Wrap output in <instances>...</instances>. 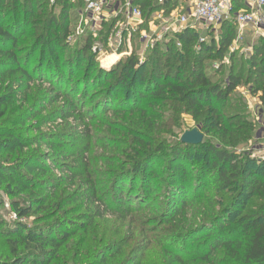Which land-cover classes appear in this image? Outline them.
I'll list each match as a JSON object with an SVG mask.
<instances>
[{
    "label": "trees",
    "instance_id": "obj_1",
    "mask_svg": "<svg viewBox=\"0 0 264 264\" xmlns=\"http://www.w3.org/2000/svg\"><path fill=\"white\" fill-rule=\"evenodd\" d=\"M152 2L138 0L145 16L160 7ZM175 5L168 1L164 7L170 11ZM84 6V0H0V155L18 156L0 160V189L18 197L10 205L19 218L37 214L41 223L15 227L0 216V239L14 248L10 261L0 264L60 261L72 251L67 248L76 234L91 241L89 250H99L98 261L86 264H145L152 244L162 249L163 264H264V163L248 152L241 162L238 155L203 140L186 144L179 137L167 145L165 137L173 136L175 125L159 121L167 110L171 122L190 112L219 143H245L255 127L226 103L237 86L251 83L264 115V38L244 59L246 82L241 71H231L226 81L213 83L202 70L204 59L220 58L232 46V21L220 25L217 44L210 40L197 49L199 32L186 29L147 49L141 63L140 43L135 42L131 55L103 68L84 26L74 44L68 41ZM245 7V0H232L231 12ZM6 75L14 77L5 87ZM35 80L48 83L50 95L21 111ZM15 101L20 112L5 125ZM31 120L27 128L37 133L24 137L20 129ZM56 120L61 124L57 132L40 131ZM102 128L109 137L99 136ZM41 142L49 148L43 157L33 151L21 154ZM212 185L210 197L205 192ZM108 216L121 225L127 222L129 238L138 230L147 241L139 256L125 249L127 238L119 239L121 245L111 252L114 243L102 245L111 235H89ZM74 251L67 264L73 256L87 255L80 248Z\"/></svg>",
    "mask_w": 264,
    "mask_h": 264
},
{
    "label": "rangeland",
    "instance_id": "obj_2",
    "mask_svg": "<svg viewBox=\"0 0 264 264\" xmlns=\"http://www.w3.org/2000/svg\"><path fill=\"white\" fill-rule=\"evenodd\" d=\"M221 28V27H219ZM223 29H218L217 34L216 33H210L211 35H206V33H204L203 31H199V36H198V40L200 39L199 37H204L206 38V41L204 43H209L210 40H213L215 44L219 43L220 41V37H219V32ZM72 44H74V41H71ZM261 42L259 41H255V42H248V41H243V42H238L237 44H234V46H229L228 48H226V51L223 53V55L220 58H216L213 57L214 55L208 56L209 58L204 59L203 62V73L210 78L211 82L213 83H223L224 81H226L231 73V71L233 73H237L238 71H241L242 73V82H246V75H247V67H248V63L244 62L248 56L252 55L253 52L255 51V48L257 45H260ZM199 44V41L196 43ZM195 44V45H196ZM196 47V46H195ZM258 47V46H257ZM139 52L142 53V50ZM138 52V53H139ZM145 53V52H144ZM234 54L235 57L232 60L230 58V55ZM103 68H106L108 66H102ZM161 73V72H160ZM159 74V73H157ZM14 76H5L3 78V82L2 84L6 87V86H10V84L12 83V79ZM32 88L30 91V98L28 100L27 103L22 104L23 107L21 108V111L24 109V107L28 106L30 103L34 102V103H40L43 101H46L47 97L50 95V91H49V86L48 83L42 82L40 80H35L34 83L31 84ZM251 83L250 84H246L243 85V83L239 86L236 87L234 93H232L230 96H228V101L226 103V105H230L231 104V110L234 111L235 113L238 114H242L243 117H245L246 119H248V121H251L252 124L254 125V131L252 134H250L248 140L245 143H241V144H237L234 147H230V146H225L223 143H219L220 141L215 138V136L211 135V133L207 132L205 129L202 128L200 122L198 119H194L191 115L190 112H184L181 113L179 115V119L171 122L169 120V116L171 115V111L167 110L165 112L162 113V116L159 118V121L162 122L163 125H165V123H172L171 127V134H173V136L169 135L165 138H167V145H172L175 141H177L179 139V137L182 135L183 132L190 130L192 128L195 127H199L201 129V132L203 134V142L207 143V144H212L215 147L219 148V149H225L227 151H230L236 155L239 156V160H241V162L245 159V157H247L248 155L246 154L249 150H258L259 149V145L264 141V115L262 113V109H261V103L259 101V95L260 94H253L251 93ZM239 98V101L237 100ZM241 102V103H240ZM233 103V104H232ZM20 102L19 101H15L12 104V107L8 110L7 112V119L8 122H4L5 125H10L11 123V119H13V117L17 116L18 113L20 112V108L19 110H17V108L19 107ZM59 105V103L53 104L50 108H48V110L46 112H44L42 114L46 115L49 111L54 110L57 106ZM228 107V106H226ZM39 118V116H38ZM109 119L112 121L114 118L113 117H109ZM36 120V118H35ZM35 120H31L26 122V124L20 129L21 134L24 137H33L34 135H36L37 131L34 130V128H31V130H29L27 127H32L33 125V121ZM60 120H56V121H50L45 123L40 131L44 132V133H49V131L51 132H57V130L60 128ZM168 125V124H167ZM165 127H161L160 129H164ZM104 133H100L99 136L100 137H109L110 133L107 129H104ZM99 133V132H98ZM105 135V136H104ZM47 136V135H46ZM49 136V135H48ZM111 142V141H110ZM203 150V149H202ZM33 151L34 154H39L41 155L40 157H43L44 155H46L49 152V148L46 146V144L44 142L41 143H37V144H33L31 146L26 147L23 152L21 154L27 153ZM199 153H201V150L199 149ZM250 153V152H249ZM18 157L17 155H0V160L1 161H13L15 160V158ZM200 160V156L196 157L194 160V164H196V162H199ZM262 162L264 163V160H257L258 164L262 165ZM256 164V165H258ZM263 166V165H262ZM100 169H104L103 167ZM53 175H59V173L57 171H53L52 173ZM212 186H208L207 190L205 193H207V195H209L210 197H212L214 195L215 190L212 189ZM158 192H161V189L158 187L157 188ZM11 199H18V197L15 198H11L8 195H6L3 190L0 189V216L2 217V219L6 222L7 225H11V226H15L17 227L19 224H25L26 226H39L41 225V223H38V216L37 214H32L29 217L26 218H19L15 212L13 211L10 202ZM60 215V213H59ZM128 224L127 222H125V224L121 225V222L119 219H116L113 216H108L106 218V220L103 221H99L96 224V227L92 230L89 231V235H91V232H94L97 234L98 237H102L104 235L110 236L112 238L107 239L104 241H102V245H104L103 243L109 242L106 245H111V243H114V245L112 247H110L111 249L109 251L114 252L115 249H117V247L119 245H121V242L118 241L119 239H129L128 243L126 244V250L132 251L134 249V255L136 254V256H139V251H141V249H143L146 246V240H144L140 235L139 232L137 230V232L134 234V237L129 238L131 235L132 230H128L127 229ZM119 231V234H117V236H114L115 233H117ZM114 233V234H113ZM113 234V235H112ZM90 237V236H89ZM73 241L72 243L68 244V248H72V251L69 252V256H63V258L60 261H54L51 264H63L66 263V261L68 260V257H72V254H74V250L76 248H80L81 251H79V253H84L86 252L87 255H85L84 258L80 257V255L78 254L77 256H73V261L69 260L68 264H86L87 261L91 262V263H95L96 261H98V256H96V251L98 252L99 250H95L93 248V250H89V248L91 247V241H86L84 236L82 234H76L73 237ZM92 237H90L91 240ZM6 240H2L0 239V260L2 261H10V257L13 254V247L10 246L8 243L5 242ZM114 241V242H111ZM22 248L18 249V252L21 251ZM74 251V252H73ZM95 251V253H94ZM125 255V254H123ZM123 255L118 256L117 259H122ZM131 255V254H129ZM86 259V260H85ZM161 259H164V254L162 252V249L157 246L156 244H152L150 245V247H148V249L146 250V256L143 259V261L145 260V264H163L161 263ZM67 264V263H66Z\"/></svg>",
    "mask_w": 264,
    "mask_h": 264
},
{
    "label": "built area",
    "instance_id": "obj_3",
    "mask_svg": "<svg viewBox=\"0 0 264 264\" xmlns=\"http://www.w3.org/2000/svg\"><path fill=\"white\" fill-rule=\"evenodd\" d=\"M84 1L79 24L74 33L69 35L68 41L80 37L85 27L92 34L91 52L95 54L100 65L108 66L106 68L122 57L131 55L135 42L140 43L141 63L144 52L154 44H164L186 29L203 31L206 35L217 34L224 21L234 23V44L243 41L255 42L258 38H264V0H246V7L234 14L231 12L232 0H153L152 5L160 7L149 9L146 16L138 0ZM168 1L176 4L170 11L164 7ZM111 21L113 25L106 32L104 27ZM199 38V44L206 41L204 37ZM199 44L196 45L197 49ZM176 45L180 47L181 44L176 42ZM110 56H116L117 59L103 65V60ZM248 153L251 158L263 161L264 141L258 150H249Z\"/></svg>",
    "mask_w": 264,
    "mask_h": 264
},
{
    "label": "water",
    "instance_id": "obj_4",
    "mask_svg": "<svg viewBox=\"0 0 264 264\" xmlns=\"http://www.w3.org/2000/svg\"><path fill=\"white\" fill-rule=\"evenodd\" d=\"M203 140V134L199 127L192 128L182 133L180 141L186 144H199Z\"/></svg>",
    "mask_w": 264,
    "mask_h": 264
},
{
    "label": "bare ground",
    "instance_id": "obj_5",
    "mask_svg": "<svg viewBox=\"0 0 264 264\" xmlns=\"http://www.w3.org/2000/svg\"><path fill=\"white\" fill-rule=\"evenodd\" d=\"M115 59H117L116 56H110L107 59L103 60V65H108L111 61H114Z\"/></svg>",
    "mask_w": 264,
    "mask_h": 264
},
{
    "label": "crops",
    "instance_id": "obj_6",
    "mask_svg": "<svg viewBox=\"0 0 264 264\" xmlns=\"http://www.w3.org/2000/svg\"><path fill=\"white\" fill-rule=\"evenodd\" d=\"M246 1V0H245ZM172 2V1H171ZM170 5V4H169Z\"/></svg>",
    "mask_w": 264,
    "mask_h": 264
}]
</instances>
